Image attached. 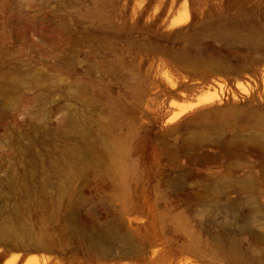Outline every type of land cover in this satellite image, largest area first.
Segmentation results:
<instances>
[{"label":"rangeland","instance_id":"374dc122","mask_svg":"<svg viewBox=\"0 0 264 264\" xmlns=\"http://www.w3.org/2000/svg\"><path fill=\"white\" fill-rule=\"evenodd\" d=\"M212 23L264 0H0V264H264V42Z\"/></svg>","mask_w":264,"mask_h":264},{"label":"bare ground","instance_id":"6f19581e","mask_svg":"<svg viewBox=\"0 0 264 264\" xmlns=\"http://www.w3.org/2000/svg\"><path fill=\"white\" fill-rule=\"evenodd\" d=\"M212 25H214V23L204 25L202 32L205 34L211 33L212 35H214L215 38H223V39H228V40L235 39V41H241L244 43L249 42V41H252L254 43L264 42V36H262V35H253V34H244L242 36L238 35V34L231 35L222 26H218L216 28H219V29L212 31V29H213ZM209 26H212V27H209ZM200 38H201L200 36L197 37V39H200ZM183 39L185 41L186 40L187 41L193 40V39H190L187 37H184ZM249 141H251L252 143L258 144V145L264 144V138H261L259 136H252L251 138L248 139V141L236 140V141H233L232 144L233 145H239L241 143L249 142ZM227 153H230V152L227 151ZM245 153H246V155L250 154L249 151H247ZM236 154L240 155L241 153H236ZM25 179L26 180L30 179V182H33V180H34L33 174L32 173L27 174V178H25ZM237 184L243 192L251 193L252 186L254 184V179L252 177V174L250 173L244 179L238 180ZM15 186L16 187L20 186L19 182H16V183L14 181L9 182V186H8L9 188L15 189ZM142 222H140V223L142 224ZM13 231H14L13 229H11L8 226L3 224L0 227V239H5V238L9 237L10 235H12L14 233ZM93 235H94L93 240L95 242H94V244L93 243L91 244L92 245L91 247L96 249V251H98V252H102V253L106 254L107 256H114V255L118 254L121 258H123V257H127V256H130V255L137 253V249L131 243L130 236L127 234L125 227H123V226H113V227L111 226L110 227V226L105 225V226L100 227L99 230H97V232L93 233ZM88 237H90V236H88ZM49 241L50 240H48L47 236H42L41 238H36L35 244H34L35 250H51V245L49 244ZM23 243H24V241L22 240L20 242L19 247H22L21 245ZM156 252H152V255L155 254ZM148 258H149V264H153L155 262L154 257H148Z\"/></svg>","mask_w":264,"mask_h":264}]
</instances>
